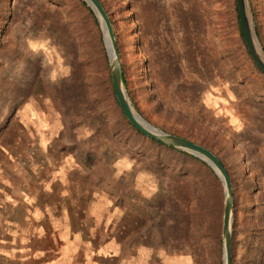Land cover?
<instances>
[{
    "label": "rangeland",
    "instance_id": "obj_1",
    "mask_svg": "<svg viewBox=\"0 0 264 264\" xmlns=\"http://www.w3.org/2000/svg\"><path fill=\"white\" fill-rule=\"evenodd\" d=\"M101 1L134 112L158 131L210 144L231 182L230 264H264V135L253 124L262 118L264 77L241 40L236 0H150L161 21L147 39L138 18L145 0L131 9L126 0ZM81 2L0 0V264H24L17 254L39 252L45 222L33 220L37 211L105 231L108 241L117 231L127 264H223L222 182L163 152L187 177L148 171L158 150L121 116L106 35L105 47ZM249 5L264 54V0ZM191 9L197 17L184 19ZM77 75L81 104L63 106L57 92ZM114 178L148 203L162 189V206L144 201L136 209L116 199ZM164 180L180 182V198ZM170 212L188 227L179 242L158 226L162 219L170 225Z\"/></svg>",
    "mask_w": 264,
    "mask_h": 264
},
{
    "label": "trees",
    "instance_id": "obj_2",
    "mask_svg": "<svg viewBox=\"0 0 264 264\" xmlns=\"http://www.w3.org/2000/svg\"><path fill=\"white\" fill-rule=\"evenodd\" d=\"M98 1L101 4V6L103 7L104 11L106 12V15L108 16V19L110 21L109 14H108L105 6H104V3L101 0H98ZM179 1L182 2V3H185V4L190 2V0H179ZM81 3L84 6H86V4L84 2H81ZM140 4L141 5L138 7L139 10H140V12L138 14V18L142 22V27H141L140 31H141L142 36L145 39H147L149 37V33L151 31H153L154 28H157L158 24L160 23L161 14H159V12H157V10L159 8H158V4L155 1L145 0L142 3H140ZM135 5H136L135 0H126L125 6L128 7L129 9L135 8ZM87 10L92 15L94 21L96 22V18L93 15L92 11L89 8H87ZM188 14H192L194 16V18H195V16L197 17L196 11L194 9H191L190 11L183 13L182 16H184V19L189 20V15ZM110 23H111V21H110ZM240 37H241V40L243 41L241 34H240ZM185 40H186V43L188 44V46H190L191 45V41L189 39H185ZM243 43H244V41H243ZM246 51H247V49H246ZM190 52H188L187 56L189 58L193 59V55L189 54ZM247 54H248V51H247ZM248 56H249V54H248ZM167 63L168 64H167L166 71L169 70L171 68V66H172L171 62H167ZM252 67H253V69H254V71L256 73H258L260 76L264 77V74L261 73L254 66V64H252ZM80 81H81V79L77 75L76 77L73 78L72 82H70L69 84H63L62 89H60L57 92V98H58V100L60 101V103L63 106L67 105V102H68L69 99L73 101L72 104H73L74 108H76L77 106H79L81 104L80 101L78 100L79 85L80 84L82 85V81H81V83H80ZM122 81H123V84L125 85V79H124L123 76H122ZM116 103H117V101H116ZM117 106L119 108L121 116L126 121V124H127L128 128L131 131H133V133H135L136 136L141 137L143 139V141L144 140L147 141L148 143L151 144L152 147H154V148H156L158 150V154H156V156L154 158V161L151 163L150 167L147 168L149 172L154 173L155 175H157V174L164 175L166 173L165 171L170 170V173H174V174L176 173L177 175H179L181 173L183 175L182 176L183 178L187 177L188 174H185L186 171H184L185 173H182L183 170H181L182 167L180 165H178L177 163L175 165L173 161H170V162H168L169 164H166L161 159V157H159V153L163 152L165 154H170L174 158H177V160H179V159L182 160L183 163L186 162L187 165H192V164L198 165V167H200L199 170H202V168H204V171H203L204 173H209V175L210 174L213 175L215 177V179L218 181V179H217L216 175H214V172L212 171V169L209 166H207V164L204 163L203 161L199 160L198 158L194 157L193 155H190V154H188L186 152L180 151V150L175 149L173 147L166 146V145H164V144H162L160 142H157L155 140L149 139L148 137H146V136L142 135L141 133H139L137 130H135L127 122V120L125 119L124 115L121 112V109H120L118 103H117ZM259 106H260V107H258L259 108V113L262 116V118L257 120L256 116H255V119H253V124H254L255 129H256L255 131L258 132L259 134L264 135V111H263L264 110V106L263 105H259ZM174 136H176V135H174ZM176 137L191 141V142H193V143H195L197 145H200V146L204 147L207 150L210 149V144L207 143L204 140L194 141V140H191L188 137H180V136H176ZM253 138L256 139L257 137H253ZM217 159L220 161V163L222 164V166L224 167V169L226 170V172H227V174L229 176V173H228L223 161L219 157H217ZM167 168H170V169H167ZM121 180H123V179H121ZM121 180L117 179V178H114V179H112V182H114V184L113 185H109V188H112V189H110L111 193H112L113 196H115L116 199L124 200L126 202H130L132 206H136V209H139L140 204H141V206L143 205L142 202H144V201L146 203L149 202V200L148 201L144 200V199L140 200L138 198V196L135 194V192L131 191V185L129 184V182L124 181V183H121ZM163 183H164L163 186L166 188V191L169 189L172 193L175 192L178 195V197L180 198L181 192H182L181 188H183V187L179 186L180 182L175 184V183L172 182V180H169L168 182L164 180ZM185 187H187V186H185ZM162 191L163 190L160 189V190L157 191L156 194H154L153 201L150 202L154 206L155 205L162 206V204H161L162 201L159 198V196H160ZM150 203H148V204H150ZM174 206L176 207V205H174ZM160 218L161 217H159L158 219H160ZM168 218H170V220H171V223H169L170 225H167L165 220H163V219L158 222V226L162 228L161 229L162 230L161 233L164 236H166V237L167 236H169V237L171 236L170 238L174 239L176 242H179L180 238L187 234L188 227L187 228L186 227H183V228L181 227V216L178 213L175 216L174 213L170 212V213H168V216H167L166 219H168Z\"/></svg>",
    "mask_w": 264,
    "mask_h": 264
},
{
    "label": "water",
    "instance_id": "obj_3",
    "mask_svg": "<svg viewBox=\"0 0 264 264\" xmlns=\"http://www.w3.org/2000/svg\"><path fill=\"white\" fill-rule=\"evenodd\" d=\"M87 7L93 12L97 22L100 24L103 40L105 43V34L107 35V41L110 44L111 51L114 53V60L111 59L109 51L106 47V51L109 57L110 65V78L114 91L116 101L121 109L127 122L139 133L148 137L149 139L160 142L166 146L173 147L180 151L186 152L199 160L206 163L220 179L224 186V208L222 218V243H223V264L231 263L230 246H231V226H232V213H233V194L231 188L230 178L217 159V157L205 149L204 147L197 145L191 141L176 137L171 134L164 133L162 131L155 130L148 125L143 119L145 125L140 121V117L135 114L125 91L122 81V71L118 58V52L116 48L115 38L112 30L111 23L104 11L103 7L98 0H83ZM237 16L239 31L244 41L248 54L254 64V66L264 74V60L261 58L256 50L254 43V26L250 20V5L249 0H236ZM252 17V16H251Z\"/></svg>",
    "mask_w": 264,
    "mask_h": 264
},
{
    "label": "crops",
    "instance_id": "obj_4",
    "mask_svg": "<svg viewBox=\"0 0 264 264\" xmlns=\"http://www.w3.org/2000/svg\"><path fill=\"white\" fill-rule=\"evenodd\" d=\"M37 212L38 215L34 212L33 220L45 222L37 231L39 252L34 256L17 254L25 260L24 264H127L128 248L123 250L126 245L117 238V231H114V237L107 233L112 236L108 241L105 231L98 232L91 226L84 229L66 217L60 218L59 212L44 217Z\"/></svg>",
    "mask_w": 264,
    "mask_h": 264
},
{
    "label": "bare ground",
    "instance_id": "obj_5",
    "mask_svg": "<svg viewBox=\"0 0 264 264\" xmlns=\"http://www.w3.org/2000/svg\"><path fill=\"white\" fill-rule=\"evenodd\" d=\"M250 20H251V22H252V17H251V15H250ZM252 27H253V25H252ZM254 34H255V32H254ZM106 35V34H105ZM106 43H107V48H108V51H109V54H110V57H111V59L112 60H114V53L111 51V48H110V44L108 43V41H107V35H106ZM254 43H255V46H256V50H257V52L259 53V55L261 56V58L264 60V54H263V52H262V48H261V46H260V44H259V42H258V40H257V37H256V34L254 35ZM136 114V113H135ZM137 115V114H136ZM142 119L140 118V121H141ZM144 125H145V123L143 122V121H141ZM149 125V124H148ZM156 130V129H155Z\"/></svg>",
    "mask_w": 264,
    "mask_h": 264
}]
</instances>
